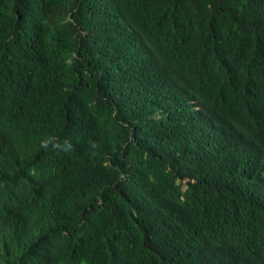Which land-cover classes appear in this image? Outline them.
I'll list each match as a JSON object with an SVG mask.
<instances>
[{"label": "trees", "instance_id": "16d2710c", "mask_svg": "<svg viewBox=\"0 0 264 264\" xmlns=\"http://www.w3.org/2000/svg\"><path fill=\"white\" fill-rule=\"evenodd\" d=\"M0 264H264V0H0Z\"/></svg>", "mask_w": 264, "mask_h": 264}]
</instances>
